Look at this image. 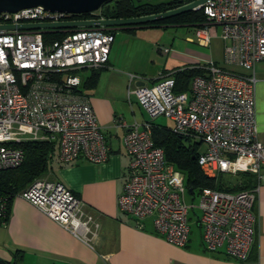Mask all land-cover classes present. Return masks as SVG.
I'll return each instance as SVG.
<instances>
[{
	"label": "built area",
	"instance_id": "obj_1",
	"mask_svg": "<svg viewBox=\"0 0 264 264\" xmlns=\"http://www.w3.org/2000/svg\"><path fill=\"white\" fill-rule=\"evenodd\" d=\"M198 10L205 21L194 28L188 42L206 46L217 38L223 44L221 65L197 63L203 73L193 77L182 93H173L169 74L159 75L150 87H128L127 98L134 97L147 120L126 124L121 118L113 119L114 127L125 130L122 146L128 157L118 211L135 222L151 217L155 234L179 248L189 236L186 190L182 174L164 161L151 142L152 120L167 118L173 133L203 145L196 164L208 178L248 173L257 180L264 167L253 96L254 69L264 62V0H206ZM89 15L77 21L103 20L98 10ZM68 16L72 15L40 7L0 12V172L22 163L23 154L15 145L24 141L54 142L57 161L63 165L77 160L101 164L107 159L79 73L106 65L113 40L109 29L15 28L69 22L64 19ZM46 31L66 33L45 43ZM159 52L167 55L169 50ZM196 196L200 211L196 222L204 249L222 250L230 259L244 261L254 237L251 207L256 186L238 192L203 189ZM8 197L0 191V226L7 216ZM13 198L26 201L92 248L98 223L60 183L36 179Z\"/></svg>",
	"mask_w": 264,
	"mask_h": 264
},
{
	"label": "crops",
	"instance_id": "obj_2",
	"mask_svg": "<svg viewBox=\"0 0 264 264\" xmlns=\"http://www.w3.org/2000/svg\"><path fill=\"white\" fill-rule=\"evenodd\" d=\"M194 28L196 27L193 26V31ZM190 43L192 44L187 41L183 63L173 61L182 65L165 69L160 75L185 65L203 64L207 61L221 65L223 44L217 38H212L206 46H198L200 49H195ZM109 52L106 67L99 72L95 86L90 90L82 89L104 138L108 154L106 161L91 164L77 160L67 165L53 161L50 171L44 177L45 180L60 183L70 191L83 204L85 212L92 215L98 223L91 241L92 248L74 239L26 201L13 198L8 204L5 222L0 226V263L264 264V167L260 169L256 180V197L251 207L254 237L244 261L230 259L222 250L206 251L200 241V229L196 221L195 227L188 222L187 244L179 248L155 234L151 217L135 222L118 211L116 202L122 190L128 157L122 146L125 130L114 127L113 119L121 118L126 124L143 122L136 121L132 111L131 121L123 118L120 107L123 85L126 84V88L150 87L159 76L149 85L139 79L128 78L125 81L123 76H115L112 71ZM86 71L90 73L91 70L79 73L81 82L89 75H82ZM254 76L256 139L264 144V62L255 66ZM120 81L122 87L119 90Z\"/></svg>",
	"mask_w": 264,
	"mask_h": 264
},
{
	"label": "trees",
	"instance_id": "obj_3",
	"mask_svg": "<svg viewBox=\"0 0 264 264\" xmlns=\"http://www.w3.org/2000/svg\"><path fill=\"white\" fill-rule=\"evenodd\" d=\"M192 1L172 0L167 3L150 4L138 0H111L100 6L98 17L103 20H118L150 16L178 8ZM90 17L89 14H81L68 16L64 19L77 21L86 20ZM204 21L201 10H196L146 25L201 27ZM65 33L46 31L42 35V39L45 43L51 42L60 39V36ZM111 34L113 33L111 32ZM105 67L106 65L91 70L88 77L81 82V91L82 89H92L96 84L99 72ZM202 73L203 71L196 68V65H185L166 74H169L174 81L173 93H182L188 90L190 80L195 76L202 75ZM150 139L153 146L161 150L164 161L182 174L183 185L189 195L197 194L203 189L238 192L249 190L256 186L255 177L248 173H237L232 177L219 175L215 178H208L203 175L196 164L198 142L179 136L173 133L172 129L150 122ZM15 146L23 154L22 163L13 170L0 172V191L9 196L8 204L18 192L24 190L34 180L44 178L50 171L53 161L58 163L57 148L54 142L24 141ZM222 176H224V179H222ZM232 181L234 184H231Z\"/></svg>",
	"mask_w": 264,
	"mask_h": 264
},
{
	"label": "rangeland",
	"instance_id": "obj_4",
	"mask_svg": "<svg viewBox=\"0 0 264 264\" xmlns=\"http://www.w3.org/2000/svg\"><path fill=\"white\" fill-rule=\"evenodd\" d=\"M150 4L167 3L172 0H138ZM113 33V42L109 52V62L115 76H123L127 81L129 76L134 79L142 80L143 83H149L156 79L165 69H171L175 65H182V58H185V49L187 41L193 39V26H169V25H142L133 28H108ZM191 44V43H190ZM195 49H200L195 43L191 44ZM159 48L169 50L167 55H162ZM157 49V50H156ZM180 61L179 64L173 61ZM89 72H83L87 75ZM122 74V75H121ZM135 80L131 85H133ZM122 87L120 81L119 90ZM132 87V86H131ZM126 84L123 85V98L120 101L123 118L132 120L130 111L133 112L136 121H146V115L138 107L133 96L127 98ZM122 93V91H120ZM119 93V96L121 95ZM128 116V117H127ZM154 124L171 129L172 123L162 116L152 120ZM204 149L200 144L198 151ZM52 166V164H51ZM46 176V175H45ZM232 177V176H230ZM224 179V176H222ZM236 183V182H235ZM231 184H234L232 181ZM183 201L188 209V222L194 226L195 221L200 216L197 209L199 202L196 194L189 195L187 192L183 195ZM192 227V230H193Z\"/></svg>",
	"mask_w": 264,
	"mask_h": 264
},
{
	"label": "water",
	"instance_id": "obj_5",
	"mask_svg": "<svg viewBox=\"0 0 264 264\" xmlns=\"http://www.w3.org/2000/svg\"><path fill=\"white\" fill-rule=\"evenodd\" d=\"M111 0H0V12H16L21 9L40 7L46 12L63 13L70 15L90 14L97 11L104 3ZM206 0H193L178 8L154 14L129 19H109V20H90V21H69L45 24L17 25L18 29H63L74 30L77 28H96V27H118L133 28L153 22L161 21L178 14L188 11H196ZM193 158V157H192ZM1 264V263H0Z\"/></svg>",
	"mask_w": 264,
	"mask_h": 264
}]
</instances>
